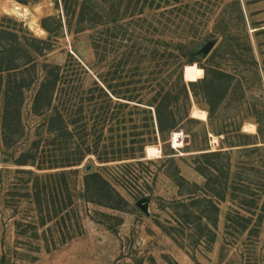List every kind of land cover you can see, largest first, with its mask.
<instances>
[{"label":"trees","instance_id":"trees-1","mask_svg":"<svg viewBox=\"0 0 264 264\" xmlns=\"http://www.w3.org/2000/svg\"><path fill=\"white\" fill-rule=\"evenodd\" d=\"M17 1L28 4L39 0ZM54 1L59 4V0ZM62 1L68 17L77 15L76 22L69 21L70 28L84 31L101 27L92 45L97 64L106 65L91 83L87 82V69L72 54L64 64L41 61L54 48L52 38L58 36L62 28L60 20L44 18L42 26L50 36L40 39L13 19H0L1 143L14 165L36 168L27 171L32 182L30 190L21 196L35 201L41 225L58 216L65 224L72 220L74 191L69 179L87 158L96 157L102 164L124 160L141 164L147 157L146 149L149 156L155 155L152 145L159 141L163 142L164 150L170 148L173 132L183 130L194 137L195 133L188 126L201 121L191 114L192 95L198 105L206 103L211 107L209 119H214L215 111L231 93L234 77L209 65L202 66L205 76L198 79L203 70L193 64L204 57L194 53L196 42L190 37L189 40L165 37V31L176 23L180 26L174 19H181L184 13L178 6L181 0ZM237 1L235 7L242 14L241 24L246 30L247 20L240 0ZM147 10L152 13L149 19L132 18L131 22H120ZM163 18L165 22L158 24ZM228 31L225 26L216 27L215 32L227 37ZM236 38L222 41L206 61H213L221 52L234 55L236 48L242 46ZM243 43L244 50L252 54L248 35ZM31 90L34 92L31 111L40 121L29 146L14 156L9 151L24 139L23 109ZM259 132L260 142L264 143L263 130L260 128ZM239 133L250 136L242 131ZM258 147L249 148V154ZM200 154L204 163L197 170L206 182L200 189L197 183L183 176L178 178L181 193L187 197L174 202L177 224L169 229L163 226L165 232L178 242L173 231L192 228L193 239L211 247L217 240L219 204L232 190L230 194L237 209L231 208L227 213L226 227L237 234L248 229L258 233L264 216V205L259 207L261 196L250 187H240L238 174L232 172L230 153L220 150ZM223 158L227 161H222ZM93 168L87 166L84 192L80 196L93 204L124 210L128 200L107 177ZM39 171L47 172L41 174ZM197 191L202 194L198 195ZM255 215L258 221L253 224ZM0 264H7L4 255L0 256Z\"/></svg>","mask_w":264,"mask_h":264},{"label":"rangeland","instance_id":"rangeland-1","mask_svg":"<svg viewBox=\"0 0 264 264\" xmlns=\"http://www.w3.org/2000/svg\"><path fill=\"white\" fill-rule=\"evenodd\" d=\"M237 2L181 0L178 6L182 7L184 13L181 19H174L180 26L175 22L176 27L164 30L167 32L165 37L184 40L190 37L196 42L194 47L197 50L194 53L204 57L193 64L203 70V75L198 79L205 76L202 66H214L233 74L231 93L215 111L214 119H209L211 107L206 103L198 105L192 95V116L195 109L207 111V119L196 117L201 123L188 126L195 133L194 137L183 130L173 132L170 148L164 150L163 142L159 141L152 145L155 146V155L149 156L146 149L147 157L141 164L135 160L102 164L96 157L87 158L70 175L69 181L74 191L71 208L75 212L71 213L72 220L66 224L58 216L41 225L42 218L35 201L21 196L30 190L32 182L27 171L36 168L16 166L10 162L4 153L0 135V256L6 257L7 264H264V216L258 233L248 229L243 234H237L226 227L227 213L231 208L237 209L230 194L232 190L227 199L219 204L221 212L217 240L211 247L204 241L197 243L193 239L192 228L185 231L175 229L173 232L179 240L177 242L163 227L169 229L177 224L174 202L186 200L187 197L181 193L178 178L183 176L197 183L200 189L206 182L197 170L204 163L200 158L203 152H229L232 172L238 174V184L252 188L257 196H261L259 207L264 205V143L259 138L260 128L264 133V0H240L247 20L246 30L241 24L242 14L235 7ZM150 12L147 10L143 14L127 16L120 22H131L132 18L149 19L152 16ZM4 17L13 19L40 39L50 36L42 26L44 18L60 20L62 28L58 36L52 38L54 48L41 61L64 64L68 55L72 54L87 69L88 83L106 65L97 64L92 45V39L101 27L84 31L70 28L69 21L76 22L77 15L68 17L62 0H59V4L54 0L28 4L17 0H0V19ZM225 26L229 30L227 37L216 34V27ZM132 28L136 27L132 25ZM245 35H248L252 54L243 48ZM232 38L238 39L242 45H235L238 48L234 55L221 52L213 61H206L222 41ZM210 41L214 44L205 55L202 49ZM33 94L31 90L26 95L23 109L25 136L22 143L9 151L14 156L29 146L40 121L31 111ZM217 131L222 133L218 134ZM241 131L250 136L241 135ZM254 146H259V149L249 154L248 149ZM224 160L227 161L226 158ZM90 165L107 177L128 200L124 210L93 204L80 196L84 192V177ZM197 194L202 193L197 191ZM256 216L253 224L258 221Z\"/></svg>","mask_w":264,"mask_h":264},{"label":"bare ground","instance_id":"bare-ground-1","mask_svg":"<svg viewBox=\"0 0 264 264\" xmlns=\"http://www.w3.org/2000/svg\"><path fill=\"white\" fill-rule=\"evenodd\" d=\"M193 117H197V118H200L202 120H205L207 119V111L205 110H201V109H195L193 111Z\"/></svg>","mask_w":264,"mask_h":264},{"label":"water","instance_id":"water-1","mask_svg":"<svg viewBox=\"0 0 264 264\" xmlns=\"http://www.w3.org/2000/svg\"><path fill=\"white\" fill-rule=\"evenodd\" d=\"M213 42L212 41H210L203 49H202V51L204 52V54L206 55L209 51H210V49L212 48V46H213ZM5 161H7V160H5Z\"/></svg>","mask_w":264,"mask_h":264},{"label":"crops","instance_id":"crops-1","mask_svg":"<svg viewBox=\"0 0 264 264\" xmlns=\"http://www.w3.org/2000/svg\"><path fill=\"white\" fill-rule=\"evenodd\" d=\"M246 6V5H245Z\"/></svg>","mask_w":264,"mask_h":264}]
</instances>
